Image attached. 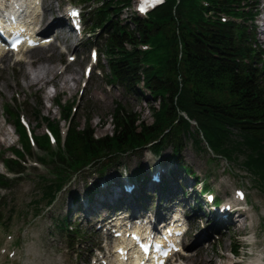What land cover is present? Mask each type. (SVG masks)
<instances>
[{
  "label": "rangeland",
  "instance_id": "374dc122",
  "mask_svg": "<svg viewBox=\"0 0 264 264\" xmlns=\"http://www.w3.org/2000/svg\"><path fill=\"white\" fill-rule=\"evenodd\" d=\"M46 1L54 12L52 16L61 15L62 6L64 8L71 3L82 6L83 39L78 44L72 45L69 42L70 37L65 34L66 46L56 47L55 44H51L48 47L26 52L25 54L28 55L24 62H15L6 57L0 63V171L7 174L2 160L11 154L10 148H15L18 137L16 128L15 131L13 128L14 116L6 111L7 104L12 110L17 109L18 113L24 115L35 136H47L46 129H50L54 136L62 135L67 126L60 116L61 111V115L73 116V124L78 127L88 123L93 130L95 140L113 136L115 126L112 119L116 107L125 108L126 111L132 110L133 117H139L148 125L155 121L151 106L158 108V99L150 95L141 80L135 87L134 93L125 90L118 82L108 83L105 74L107 70L103 71L99 64L92 68L90 77L82 76L83 67L89 61L88 52L91 46H97L101 65L107 64V57L102 50L104 38L109 37L105 32L108 30L105 27L108 21L100 20L98 10L104 8L108 2L114 9L116 0ZM125 1L126 4L124 3L118 12L112 13V19L118 18L120 23H127L129 28H134L130 18L136 13V0ZM167 1L163 0L160 4H165ZM251 2L252 0L248 4H242L241 7L235 6L234 9L243 10L247 14L251 10L254 12L258 9L253 15L252 22L255 24V41L261 49H264V0ZM156 7L146 15L142 14L143 19L148 20L150 15L154 14ZM45 10L48 11L47 8ZM212 12L218 14L224 11L214 9ZM250 20H247V24L252 25ZM147 46L139 45L138 48L146 50ZM126 47L129 48L128 45ZM71 54L76 56L74 61L70 60ZM42 64L49 66L51 71L40 78L35 74ZM25 72H28V75ZM72 75L76 81L68 80L67 84L64 83L63 79H69ZM50 82H53L55 91L61 92L59 97L62 104L58 100L51 104V99L47 98L53 93ZM55 103H59L58 107ZM180 114L188 119L183 112ZM188 120L191 124V132L182 135L183 148L178 152L177 158L189 165L198 178L209 185V189L202 193L205 191L213 193L214 201L217 200L218 204L229 202L234 188H243L247 203L244 205L242 202L244 219L234 224H229V220H218L208 212L207 208L210 206L206 207L207 197L201 194V181L197 177L185 173L186 179L180 182L178 173L169 176L170 169L176 168L171 160L174 159L171 155L173 149L171 143L164 145V149L159 154L151 148L143 147L136 152L120 154L114 158L103 173V178L93 187L91 200L87 198L86 188L98 179L97 171H94L95 167L87 165L86 168L72 172L62 184V189L57 192L55 199L48 203L43 195L44 190L47 189H44L43 185H55V183L49 184L48 181L55 178L53 171L57 172L58 169H52L51 166L58 160L49 159L51 155L45 151L46 147L41 143L44 149L34 146L32 157L26 156L24 162L26 167L17 178L7 179L5 184L0 182V264H8V262L98 264L97 257L105 251L109 255V261L115 264V253L110 252L112 249L108 245L110 237L105 234L102 227L97 228L93 225L96 218H101L108 212L111 215L118 211L113 208L108 209L104 206L105 202L102 205L100 202L102 198L94 200L95 196L101 195L113 199V204L120 207L124 204L122 208L132 211L133 215L148 213V218H152L154 212L167 216L174 210L176 215H184V212L185 216L187 215L189 228L183 239L185 246L186 244L188 246H186L187 256L181 262L183 264H245L259 255L264 259V178L250 173L243 164L246 157H251L252 152L241 143L238 130L232 127L230 140H221L225 150L234 151L233 159L226 161L210 147L199 130L194 132L195 121ZM55 124L56 131L53 128ZM197 140H202L201 148L196 147ZM52 145L54 146L52 151H58L54 139ZM245 152L250 155H245ZM36 157H39L42 164L35 161ZM159 164L162 165L163 171L159 173L158 181L148 178L142 190L135 188L130 194L123 193L121 183L126 177V172L129 177L132 170L140 167L145 174L154 171L156 166H160ZM66 173L69 174L67 168ZM164 181L168 188H171L175 199L172 200L171 196L157 195L164 192L162 184ZM100 184H102L101 189L97 187ZM185 185L188 186L187 193L182 195L181 189ZM137 193L142 194L146 206L139 207L138 204L131 206L127 202L129 197ZM195 196L197 199H194ZM175 204L179 207H175ZM218 204L214 206L216 214L219 213ZM167 206L170 208H166ZM64 215L71 218L73 223L69 224L68 228L59 221ZM235 219H237L236 212ZM74 224L83 235L81 241L80 238L69 235V228H75ZM251 239L252 242L249 244L247 241ZM192 241L196 243L190 246L189 243L191 244ZM230 249L235 252L233 257L228 252ZM94 257L96 260L93 259ZM173 263L180 264L176 261Z\"/></svg>",
  "mask_w": 264,
  "mask_h": 264
},
{
  "label": "trees",
  "instance_id": "16d2710c",
  "mask_svg": "<svg viewBox=\"0 0 264 264\" xmlns=\"http://www.w3.org/2000/svg\"><path fill=\"white\" fill-rule=\"evenodd\" d=\"M249 1L168 0L156 7L148 20L134 13L130 18L134 28L120 23L118 18L112 19V13L118 12L126 4L125 0H116L114 9L110 2L99 9L100 20L108 21L105 32L109 37L105 38L102 50L107 64L99 62L103 71L107 70V81L118 82L125 90L133 92L138 82L143 81L144 88L159 102L158 108L151 106L155 121L148 125L139 117H133L132 110L116 107L113 136L95 140L90 125L78 127L73 124V118L69 119L61 147L57 141L58 151H52L46 135L36 136L37 146L44 149V144L45 151L51 155L49 159L58 160L51 166L58 169L53 171L55 178L48 181L55 185H43L47 189L43 192L46 201L51 203L55 199L72 172L90 165L102 176L120 154L143 147L159 154L167 143L172 144L175 172L183 174L178 179H184L185 173L197 177L189 165L177 158L183 148L182 135L191 132L188 119L195 121L194 132L199 130L210 147L226 161L233 159L234 151L225 150L221 140H230L231 129L235 127L241 143L252 152L243 162L245 168L264 178V49L255 41L252 22L258 9L249 14L234 9ZM214 9L230 15L222 19L219 13L212 12ZM248 19L252 25L247 24ZM142 42L148 43L149 48L139 49ZM6 111L14 116V126L21 140L13 151L23 158L31 149L27 133L19 122L17 109L12 110L7 104ZM53 128L56 131V124ZM201 142L197 140L196 147L201 148ZM245 155L250 153L245 152ZM3 161L9 170L18 172L21 168L12 158ZM130 176L132 181L147 179L140 167L132 170ZM3 177L0 175V182L5 184L8 178ZM208 188L205 184L204 189ZM92 191L93 188H86L87 198L93 197ZM59 221L67 228L73 224L66 215ZM69 229L71 237L83 239L76 226Z\"/></svg>",
  "mask_w": 264,
  "mask_h": 264
},
{
  "label": "bare ground",
  "instance_id": "6f19581e",
  "mask_svg": "<svg viewBox=\"0 0 264 264\" xmlns=\"http://www.w3.org/2000/svg\"><path fill=\"white\" fill-rule=\"evenodd\" d=\"M50 12L53 15L54 12H53V10L51 8H50ZM48 14H49V12L48 13L45 12L43 16H46ZM33 18H34V24H38L39 25L38 26V30H40L41 32H48V31L53 29L55 31L57 37L59 38V40H61L66 45L65 33L63 31V26H61L62 22L65 19L64 16H60V14H55L52 17V19L50 21H48V22H45L46 21L45 17H43L42 18L43 20L41 19L40 21L36 20L35 16H33ZM43 37H45V36H43ZM44 47H46V45L42 46V48H44ZM44 64H42L37 69L35 76H39L40 78H42L43 76L48 74V72L51 71V68L49 66H45ZM73 71L74 70H72V72ZM25 74L28 75V72L27 73L25 72ZM63 80H64V83H66V84H67L68 80L76 81V79H75V77L73 75H72V77H69V79L65 78ZM102 197H103V199L101 201L102 205H103V202H113L114 201L113 199H111V198H109L107 196H104V195L96 196L95 200L96 199L98 200V199H100ZM232 199L234 201H236V199L234 197H232ZM92 204H94V203H92ZM218 209H219L218 211H220L219 215H218V218L222 219V220H225V221L229 220V222H228L229 224H234V223H236V221H241L242 219H244V217H243L244 216V211H242L240 209L236 210V216H237L238 219H235V213H234V210H233L231 204L221 203L220 207H218ZM195 243H196L195 241H192V243L191 244L189 243V245L192 246ZM124 249H125V246L123 245V246H120V247H116L114 250L110 251L112 253H115L114 256H115L116 260L118 261L117 264H126L128 262V260H124L123 259L124 256H127V255L124 254ZM236 261L239 262V260H236ZM138 263H139V260L137 259V260L134 261L133 264H138ZM245 264H264V259L259 255L258 257L254 258V259H252L250 261H247Z\"/></svg>",
  "mask_w": 264,
  "mask_h": 264
},
{
  "label": "snow or ice",
  "instance_id": "6c2138e0",
  "mask_svg": "<svg viewBox=\"0 0 264 264\" xmlns=\"http://www.w3.org/2000/svg\"><path fill=\"white\" fill-rule=\"evenodd\" d=\"M143 10V9H142Z\"/></svg>",
  "mask_w": 264,
  "mask_h": 264
}]
</instances>
